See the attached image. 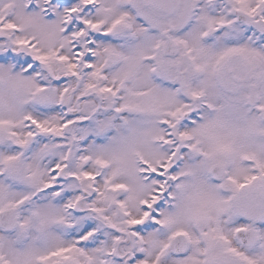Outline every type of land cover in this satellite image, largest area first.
Returning <instances> with one entry per match:
<instances>
[{
	"label": "snow or ice",
	"instance_id": "1",
	"mask_svg": "<svg viewBox=\"0 0 264 264\" xmlns=\"http://www.w3.org/2000/svg\"><path fill=\"white\" fill-rule=\"evenodd\" d=\"M0 264H264V0H0Z\"/></svg>",
	"mask_w": 264,
	"mask_h": 264
}]
</instances>
